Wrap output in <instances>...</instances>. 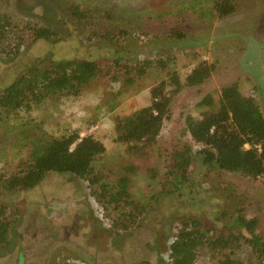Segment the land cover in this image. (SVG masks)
<instances>
[{
    "label": "rangeland",
    "instance_id": "1",
    "mask_svg": "<svg viewBox=\"0 0 264 264\" xmlns=\"http://www.w3.org/2000/svg\"><path fill=\"white\" fill-rule=\"evenodd\" d=\"M220 1L0 0V16L12 23L7 44L0 43V93L28 67H42L50 60L83 56L100 65L99 74L80 95L46 99L0 122V206L18 211V220L10 227L11 244L0 247V264H169V245L185 219L202 221L206 232L216 237L234 222L239 209L257 219L255 231L264 241L262 178L203 164L200 147L186 132V117H199L203 110L198 103L207 94L218 99L222 88L234 83L243 94L256 97L264 114V0H230L236 10L223 18L215 8ZM76 5L95 17L99 31L120 30L126 38L88 42V26L70 16ZM35 27L51 28L57 36L35 42ZM175 31L182 36L172 38ZM16 35L23 39L19 54L1 52L3 47L10 49ZM117 50L120 56L113 55ZM136 63L144 65L145 72L132 71L134 82L128 84L124 72ZM203 63L213 65L211 76L201 85L181 88L170 104L152 156L159 176L139 171L132 177L134 199L151 204L149 218L140 227L125 233L114 229L117 212L97 199L99 185L92 187L70 174L52 172L35 188L20 187L2 195L3 177L22 167L31 139L75 132L91 135L106 147L93 169L108 184L131 162L125 145L116 141L117 118L149 106L151 92L161 80H168L167 89L171 88L168 73H177L184 82L185 75ZM187 140L193 162L186 180L167 178L173 151ZM205 194L206 203L201 200ZM239 245L234 258L241 264H257L252 247L243 239ZM217 260L200 246L194 264Z\"/></svg>",
    "mask_w": 264,
    "mask_h": 264
},
{
    "label": "trees",
    "instance_id": "2",
    "mask_svg": "<svg viewBox=\"0 0 264 264\" xmlns=\"http://www.w3.org/2000/svg\"><path fill=\"white\" fill-rule=\"evenodd\" d=\"M215 8L218 16L223 18L235 12L236 5L230 0H222L216 2ZM70 16L88 26V42L102 39L115 43L126 38V33L120 30L116 33L111 30L99 31L95 17L78 5L72 6ZM11 26L8 18L0 16L1 44H7ZM55 36L56 32L51 28H34L35 42L51 41ZM171 36L178 38L182 34L175 31ZM15 37L17 40L10 42V49L3 47L1 52L6 55L19 54L23 39L21 35ZM113 55L120 56V53L117 50ZM120 58L114 60L117 66ZM140 63L126 67V83L134 82L133 77H130L132 71L144 74L145 66ZM145 64L150 65L151 61ZM212 70L213 65L207 66L203 63L187 73L184 82L177 73H168L171 88L167 89L168 80H161L151 92L149 106H144L129 116L117 118L116 141L125 145L124 152L131 162L122 166V173L111 180L109 185L102 183L103 178L95 176L93 169V163L105 153L106 147L91 135L80 137L75 132L53 139L41 136L31 139L28 158L22 160V167L3 177L2 195L11 194L20 187L35 188L52 172L70 174L88 180L92 187L99 185V194L95 192L97 199L105 207L110 206L117 212L112 225L114 229L125 233L140 227L149 218L148 206L151 204L134 199L132 177L139 171L146 172L153 178L159 176L160 172L152 156L164 121L169 117L170 104L181 88L201 85L211 76ZM99 71L100 65L94 58L83 56L50 60L42 67H28L24 74L16 77L0 93V122L4 120V116L8 117L22 109L31 110L33 105L46 99L59 95H80L97 77ZM198 106L203 108L200 116L188 115L185 122L189 139L200 147L198 154L203 164L217 166L222 171L243 177L262 178L264 182V114L256 97L243 94L238 84L234 83L223 87L218 99L207 94ZM173 157V165L166 169L165 176L175 178L176 181L186 180V174L193 162L189 140L176 146ZM175 188H179L178 184ZM177 191L180 190L174 192ZM201 200L206 203L207 194ZM8 208L6 204L0 206V247L11 244L10 227L18 220V211ZM243 213L244 210L239 209L235 213L234 222L227 225L216 237L206 232L202 221L185 219L169 245V264H194L200 246H206L211 251L214 258L218 259L217 264H241L234 258L236 250L240 248L241 239L252 247L258 258L257 264H264V241L255 231L258 221L247 218ZM234 229H238L239 233L232 232ZM140 264L151 263L143 261Z\"/></svg>",
    "mask_w": 264,
    "mask_h": 264
}]
</instances>
